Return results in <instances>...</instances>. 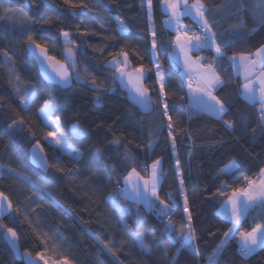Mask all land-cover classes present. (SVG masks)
<instances>
[{
    "label": "trees",
    "instance_id": "obj_1",
    "mask_svg": "<svg viewBox=\"0 0 264 264\" xmlns=\"http://www.w3.org/2000/svg\"><path fill=\"white\" fill-rule=\"evenodd\" d=\"M158 1L152 0L151 28L163 47L154 57L147 0H70L77 5L74 9L64 0H0V192L13 206L12 215L0 217V224L4 225L0 229V264H25L23 258L20 262L13 259L1 239L9 227L17 232L22 256L27 252L28 258L37 259L40 253L50 263H62L66 257L71 264H209L213 249L225 239L224 233L231 225L218 215V209L232 188L244 186L246 177H258L264 165V127L254 105L240 98L237 80L225 59L217 69L223 86L214 94L224 102L227 113L222 119H214L188 106L179 73L168 59L171 35L162 28ZM258 2L204 0L209 9L207 16L213 13V28L228 33L231 26L243 23L244 33L257 29L222 45L226 58L254 54L264 45V25L253 16ZM241 4L245 5L244 10H238ZM8 13L24 15V21L11 27L2 23ZM117 17L127 26L126 35L118 34ZM62 32H67L73 42L69 47L76 54L75 73L80 77L72 79V86L66 91L44 84L24 49L28 35H32L37 43L46 46L49 57L66 65ZM122 51L128 54L132 68L143 66L148 72L144 87L153 97L154 109L148 116L128 105L113 82L115 70L107 67ZM203 53L206 58L211 57L209 51ZM154 60L162 66L167 82L166 96L160 99L170 107L175 157L168 120L157 99L160 86L156 83ZM93 80L98 88L91 86ZM17 88L21 95L26 89L36 93L26 110L20 104ZM46 101L53 106L51 119H59L69 144L82 153L79 160L44 142L50 128L42 122L39 112ZM225 121L232 123L233 128L228 129ZM9 125H13L12 130ZM72 125L79 126L82 137L72 136ZM116 140L119 144L114 143ZM150 144L154 145L152 149ZM36 145L43 149L48 165L44 169L30 161V152ZM131 158H135V163ZM176 158L184 179L183 194L179 190ZM157 159L163 160L165 173L158 188L160 199L178 202L169 217L145 213L139 204H129L118 193L123 177L132 167L146 178L148 173L141 166H150ZM232 160L238 167L228 175H220L219 170ZM18 173L35 183L23 180ZM221 181L227 189L223 195L217 192ZM185 195L197 236L196 256L180 249L164 230V220L169 218L175 226L171 235H181L180 225L187 220L183 210ZM112 199L121 206L128 205L131 212L121 216ZM137 213L144 224L135 230ZM255 223H264V211L258 208L248 213L240 230L250 231ZM137 232L144 235L149 252L136 245ZM216 264H264V248L244 258L237 243L228 239Z\"/></svg>",
    "mask_w": 264,
    "mask_h": 264
},
{
    "label": "snow or ice",
    "instance_id": "obj_2",
    "mask_svg": "<svg viewBox=\"0 0 264 264\" xmlns=\"http://www.w3.org/2000/svg\"><path fill=\"white\" fill-rule=\"evenodd\" d=\"M64 2L68 4L70 8L74 9L77 7V5L70 3V0H64ZM147 3L148 20L152 34L151 53L155 57V54L161 50L163 45L157 43L156 32L151 28L152 0H147ZM161 4L166 13V20L164 22L166 28L176 33L173 51L169 53V59L177 70H180L181 67L183 68L182 75L187 78V86L190 90V106L194 112H201L217 119H222L228 110L224 102L214 94L217 88L223 86V80L216 71L219 62L226 58L222 45L226 46L227 43L251 34L257 31V29L251 28L248 29L247 33H244L241 31L244 28V25L243 23H240L231 26L232 30L230 32H222L218 35L213 31V23L206 15L209 12V9L204 3V0H192L191 3H189V0H161ZM244 9L245 5L241 4L240 9L238 10ZM253 16L257 19L260 25H264V0H260V3L256 5V9L253 11ZM183 17H190L196 24V30H191L185 26L183 23ZM0 18L3 17L0 16ZM28 19L31 20V17ZM116 21L118 32L121 35H126L128 28L124 21L120 20L118 17L116 18ZM61 35L64 38L65 54L70 63L65 65L61 64L60 61L55 60L54 57H46L49 61L54 62V64L59 65L60 67L59 71L54 69L55 76L47 74V72L46 75L49 80L53 81L60 88L66 89L71 87L73 77L69 69L74 71L76 68V54L73 51V48L69 47V44L73 42L68 39V33L62 32ZM26 43L30 51H34V45L35 49L40 50L41 55L46 56V46L37 43L32 35H28ZM176 49H179V55L177 54ZM204 49H214L215 56L212 63H201L204 58L199 56L193 60L191 54ZM4 55L7 57V52H5ZM121 57L123 59H121ZM181 59L183 60L182 65L180 63ZM227 59L231 63L234 72H239L242 75L244 81L241 88L242 98L250 104L259 103V119L261 126L264 127V45L257 48L254 54L249 55L240 53L239 60H237L236 54ZM5 63H7V60H5ZM42 67H44L43 64ZM107 67L115 70L112 77L113 81H119L122 85L126 82L130 98L135 105H138L145 112L154 111L152 108L153 97L149 95V89L143 85V81L149 78L148 72L143 66L132 68L128 59V54L122 51L108 62ZM84 70L87 71V67ZM155 77L156 83L160 85L157 99L163 106V116L168 120L167 128L168 136L171 141L170 147L172 155L175 157L176 139L173 133L172 117L169 115L170 107L164 99H160L166 96L165 89L167 87V82L165 80L163 68L159 63H155ZM76 79L79 80L80 77L77 75ZM193 79L196 81L195 87H193ZM91 86L94 88L99 87L94 80L91 82ZM109 91H111V89ZM16 92L20 95V104L23 109L26 110L29 108L36 97L35 91L33 89H26L21 95L20 89L17 88ZM52 112L53 106L46 101L45 106L40 109V116L45 126L52 129L47 133V137H51L49 144L57 151L69 155L73 160H79L82 153L79 149H75L69 144L68 136L64 129L59 125V119H51ZM20 123L23 124V121ZM225 124L228 129L233 128L232 123L225 121ZM8 127L9 130L13 129V125H9ZM69 131L74 138H80L83 136V132L78 125L70 126ZM185 135L189 134L185 133ZM114 143L119 144V140L114 141ZM153 147V144L149 145L150 149ZM42 151L43 149H40L38 152L36 147H34L32 151V159L34 162H39L41 167H47V161L40 154ZM189 155H191V152H189ZM125 159L126 161L129 159L127 154H125ZM131 162L135 163V158H131ZM237 167V162L232 160L219 170V174L228 175ZM141 170L148 173L147 178L142 177L135 167H132L127 175L123 177L124 186L119 189L121 198L128 201L129 204H142L146 209L154 212L158 217H169L172 211L177 207L178 202L175 199L170 198V203H166L164 200L160 199L158 194V188L165 175L163 170V160H154L150 166L142 165ZM176 173L177 178L179 179V190L183 194L184 179L181 176L179 158H176ZM18 175L23 180L32 182L30 178L25 177L23 173H18ZM38 186L40 188L44 187L43 184H39ZM225 191H227L226 186L224 185V182L221 181V185L217 188V192L220 195H223ZM155 201H159V206L156 205ZM5 202H7V208L5 207ZM111 203L121 216L131 212V208L128 205L121 206L115 201V199H112ZM12 207L9 198L5 196L3 192H0V217L4 215H12L10 211ZM255 208L264 211V168L260 169L257 179L253 180L246 177L244 186L232 188L230 195H228L220 204L218 214L221 218L228 221L231 227L224 233L225 239L213 249V254L208 258L209 264H216V258L224 250L227 240L236 236L237 233L239 235L238 251L242 257L247 258L256 253L257 250L264 248V223H255L250 231L240 230V226L243 220L248 216L249 211ZM183 210L184 213L187 214V220L180 225L181 235L179 237H173L171 235L172 231L175 230V226L172 224L171 219H169L165 231L173 243L180 245V249H187L195 252L194 242L196 241L197 236L195 230L191 226L192 216L189 211V203L186 195L184 196ZM14 222L15 217L13 216V223ZM143 224V217L137 213L135 230L140 229ZM3 227L4 225L0 224V229ZM2 238L9 242L11 248H17L18 236L13 228H7V234L3 235ZM134 239L139 249L144 252L150 251L149 246L145 243V238L142 233L137 232V234L134 235ZM43 242L44 241L42 240V243ZM101 243L104 242L101 241ZM104 247L108 248V245L104 244ZM180 249H178V251ZM108 250L111 252L110 248ZM25 257L27 258L26 264H38V260L28 258L30 257L29 253L26 252ZM37 257L44 260V264H48V260L44 259L40 253H37ZM62 264H71V262L64 257L62 258Z\"/></svg>",
    "mask_w": 264,
    "mask_h": 264
},
{
    "label": "crops",
    "instance_id": "obj_3",
    "mask_svg": "<svg viewBox=\"0 0 264 264\" xmlns=\"http://www.w3.org/2000/svg\"><path fill=\"white\" fill-rule=\"evenodd\" d=\"M189 3H191V2H189ZM258 4H259V2H258ZM257 4V5H258ZM158 11H159V13H160V15L163 17V20H162V28L168 33V34H170L171 35V43H170V47H169V52H168V59H169V53L170 52H172L173 51V44H174V39H175V35H176V33L174 32V31H170V30H168L167 28H166V26H165V20H166V13H165V11H164V8H163V6H162V4H161V0H159L158 1ZM213 14V13H212ZM212 14H210V15H208V19H210L211 21H212V19H213V16H212ZM207 15V14H206ZM146 16H147V21H148V23H149V20H148V5H147V9H146ZM183 23H184V25L185 26H187L189 29H191V30H196V24L192 21V19L190 18V17H183ZM218 27H215V28H213V31L214 32H216V30H217V34L219 35L222 31L219 29V31H218ZM204 51H209V53H210V58H206V55L203 53ZM176 52H177V54L179 55V49H176ZM192 58H193V60H195V58L196 57H203L204 59L201 61V63H203V64H208V63H212L213 62V58H214V56H215V51H214V49H204V50H201V51H197V52H193L192 54ZM230 58V57H229ZM237 60H239V56H237ZM223 61V60H222ZM225 61H226V63L229 65V68H230V70H231V73H232V76L234 77V78H236V80H237V89H238V92H239V96H240V98L244 101V102H246V103H248L245 99H243L242 98V96H241V88H242V84H243V78H242V75L239 73V72H234V70H233V67H232V65H231V63L229 62V60L227 59V58H225ZM169 62H170V59H169ZM221 62V61H220ZM220 62H219V66H220ZM171 63V65L176 69V67L172 64V62H170ZM180 63H181V65L183 64V60L181 59V61H180ZM219 66L216 68V71H217V69L219 68ZM177 70V69H176ZM178 71V73H179V76H180V79H181V81H182V83H183V86H184V89H185V92H186V99H187V103H188V106L190 107V108H192L191 106H190V101H189V96H190V90H189V88H188V86H187V84H188V80H187V78L184 76V75H182V71H183V68L181 67V69L180 70H177ZM196 86V81H195V79H193V87H195ZM218 89V88H217ZM216 89V90H217ZM215 90V91H216ZM215 93V92H214ZM248 104H250V103H248ZM206 115H208V114H206ZM208 116H210V115H208ZM210 117H212V116H210ZM212 118H214V119H217V118H215V117H212ZM262 168H264V165H263V167ZM1 170H2V167L0 166V172H1ZM177 174V173H176ZM258 178V177H257ZM256 178V179H257ZM140 205V207L144 210V208H143V206L141 205V204H139ZM5 207L7 208V202H5ZM219 210V209H218ZM253 210V209H252ZM252 210H250V211H252ZM249 211V212H250ZM4 216H6V215H4ZM221 217V216H220ZM231 239H233L236 243H237V239H236V237L235 238H231ZM238 245V244H237Z\"/></svg>",
    "mask_w": 264,
    "mask_h": 264
},
{
    "label": "water",
    "instance_id": "obj_4",
    "mask_svg": "<svg viewBox=\"0 0 264 264\" xmlns=\"http://www.w3.org/2000/svg\"><path fill=\"white\" fill-rule=\"evenodd\" d=\"M24 49H25V52L27 53V55L34 62L35 67H36L37 74H38L39 78L41 79V81L44 84L49 85V86H52V87H55L56 89H58L60 91H66V90H68V89L71 88V87L66 88V89L60 88L53 81H51V80L48 79V76L46 75V72H47V74H50L52 76H55L54 69L57 70V71H59L60 70V67H59V65L54 64V62H51V61H49L46 58V57H49L47 55V52H46V56L45 55H41L40 50L39 49H35V46L34 45H33L34 51H30L28 49L27 43L25 44ZM121 59H123V58L121 57ZM42 64L44 65V67H42ZM61 64H63V63H61ZM114 73H115V71H114ZM114 73H113V75H114ZM113 82L116 85L118 91L122 95H124L125 100H126V102L128 103L129 106H131L132 108H134L142 116H148V115L151 114V112H145L138 105H135L134 104V102L130 98L129 91H128V88L126 86V82L123 85L121 83H119V81H113ZM143 85H144V81H143ZM71 86H72V83H71ZM5 234H7V230L2 234V237ZM2 237H1V239H2L3 243L6 245V247L8 248V250L10 251L13 259L16 262H20L21 259H22V255H21V252L19 250L18 243H17V248L16 249H13V248H11L9 242L7 240H4Z\"/></svg>",
    "mask_w": 264,
    "mask_h": 264
},
{
    "label": "rangeland",
    "instance_id": "obj_5",
    "mask_svg": "<svg viewBox=\"0 0 264 264\" xmlns=\"http://www.w3.org/2000/svg\"><path fill=\"white\" fill-rule=\"evenodd\" d=\"M24 15L23 16H21V15H16V14H14V13H8L7 14V16L5 17V21H3L2 23H7L8 25H10V27L11 26H14V25H16L18 22H23L24 21ZM27 19V18H26ZM64 60H65V63H66V65L67 64H69L70 62L67 60V57H66V54H65V49H64ZM76 70V69H75ZM75 70L73 71L72 69H69V71L71 72V74H72V77H73V79H76V73H75ZM160 86V85H159ZM45 106V105H44ZM43 106V107H44ZM39 114H40V112H39ZM40 118H41V116H40ZM42 120V119H41ZM50 128V127H49ZM52 129L50 128V131H51ZM51 140V137H46L45 139H44V142L46 143V144H48L49 146H51L50 144H49V141ZM36 147V150L39 152L40 151V146L39 145H36L35 146ZM52 147V146H51ZM34 148V147H33ZM33 148H32V150H31V152H30V161H31V163L33 164V165H35V166H37V167H39V168H41V169H44L45 167H41L40 166V164H39V162H34L33 161V159H32V151H33ZM54 148V147H53ZM41 155H42V152L40 153ZM62 154H64V153H62ZM64 155H66V156H68V157H70L69 155H67V154H64ZM43 156V155H42ZM71 158V157H70ZM147 178V177H146ZM124 186V181L122 180V182H121V187H123ZM120 189V188H119ZM121 196V195H120ZM126 201V200H125ZM126 202H128V201H126ZM155 203H156V205L157 206H159V202L158 201H155ZM142 205V204H141ZM143 206V205H142ZM143 208H144V212L145 213H152V214H154L155 215V213L154 212H152V211H150V210H148V209H146L144 206H143ZM219 215V214H218ZM155 216H157V215H155ZM220 216V215H219ZM136 222V221H135ZM166 235H168L167 233H166ZM177 237H179V236H177ZM236 237V239H237V244L239 243V235H238V233L236 234V236H234L233 238H235ZM185 250H187V249H185ZM192 256H196V252H192V251H189V250H187ZM22 258H23V261H24V263L26 264V257H25V255H23L22 256ZM36 260H38V264H44V260H41V259H39V258H37ZM48 264H62V263H53V262H48Z\"/></svg>",
    "mask_w": 264,
    "mask_h": 264
},
{
    "label": "built area",
    "instance_id": "obj_6",
    "mask_svg": "<svg viewBox=\"0 0 264 264\" xmlns=\"http://www.w3.org/2000/svg\"><path fill=\"white\" fill-rule=\"evenodd\" d=\"M117 32H118V25H117ZM118 34L121 35L119 32H118ZM253 105H254V107H255L256 115H257V117H258V119H259V117H260V105H259V103H256V104H253ZM259 120H260V119H259ZM118 193L120 194L119 189H118ZM168 221H169V218H166V219L164 220V230H165V228H166V225H167ZM174 231H175V230H174ZM174 231H172V232H174Z\"/></svg>",
    "mask_w": 264,
    "mask_h": 264
}]
</instances>
